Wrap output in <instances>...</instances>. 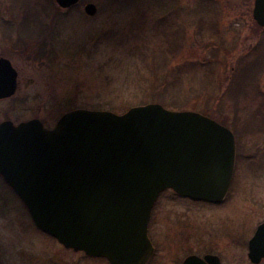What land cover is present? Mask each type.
Masks as SVG:
<instances>
[{
	"label": "rangeland",
	"instance_id": "1",
	"mask_svg": "<svg viewBox=\"0 0 264 264\" xmlns=\"http://www.w3.org/2000/svg\"><path fill=\"white\" fill-rule=\"evenodd\" d=\"M253 1L81 0L62 11L54 0H0V55L19 54L11 58L24 70L22 119L53 127L72 110L120 115L161 98L168 110L203 114L236 134L224 202L167 190L154 207L172 216L161 224L189 223L199 249H213L224 264H249L225 232L251 231L264 219V30L252 19ZM87 3L97 7L95 17L85 14ZM7 105L0 103V118ZM0 190V264H108L63 248Z\"/></svg>",
	"mask_w": 264,
	"mask_h": 264
},
{
	"label": "water",
	"instance_id": "2",
	"mask_svg": "<svg viewBox=\"0 0 264 264\" xmlns=\"http://www.w3.org/2000/svg\"><path fill=\"white\" fill-rule=\"evenodd\" d=\"M54 1L62 9L79 2ZM85 13L93 16L96 7L88 4ZM252 18L264 28V0H254ZM234 166L235 137L228 128L156 103L120 115L76 109L52 129L39 120L0 124V175L36 227L66 249L110 264L148 260L147 227L164 191L220 204ZM263 230L250 242L253 262L264 256L255 253ZM206 260L220 264L214 256Z\"/></svg>",
	"mask_w": 264,
	"mask_h": 264
},
{
	"label": "flooded vegetation",
	"instance_id": "3",
	"mask_svg": "<svg viewBox=\"0 0 264 264\" xmlns=\"http://www.w3.org/2000/svg\"><path fill=\"white\" fill-rule=\"evenodd\" d=\"M80 2L81 0H79V2L75 6H77ZM88 4L92 3L85 4L84 9ZM75 6L62 11H69ZM97 12L98 9L96 7V13L95 15H93V17L96 16ZM12 56L18 57L19 54L13 52L0 55V103H9V105H7V107L3 110L4 117L0 118V124L4 122H11L16 126L21 123L35 120L37 118L22 119L19 116L23 112L20 105L23 100L20 99L24 98L22 96L24 87L23 85L25 81L24 77H22L24 70L22 69L20 59L14 60L13 58H11ZM28 83V86H30L32 81H29ZM12 113H17V115L12 117ZM46 128L50 129L52 127ZM233 134L235 136L237 146V136L234 132ZM0 186L3 187L5 191H7V193L18 198L14 191L4 182L1 176ZM1 192L2 191L0 190V193ZM157 217L159 218L158 222L160 221L159 224L154 223ZM174 217L176 218V216ZM179 218L180 217H178V219H175L177 221L175 223H168L169 225L161 224L162 221H173L172 216L165 213L155 214L154 209L152 210L147 228V236L151 243L152 253L144 264H185V262L190 259H192V264H199V261H197V263L194 262L196 260L195 258L202 260L203 264H210L206 260V258L209 256L217 257L220 264H224V258L222 257V255L215 252L213 249H209L208 251H201L199 249V235L196 233L197 230L186 228L187 226H189V223H180ZM262 225H264V219L258 222L255 225V228L251 231L248 230L247 226H243L240 229H234L225 232V238H228L229 242L232 243L234 248L241 249V260L246 259L249 264H264V256L261 257L257 262H253V260L249 256L250 242L254 237L257 229ZM181 238L184 240L182 241ZM174 239H180V242L174 241ZM261 243H263L261 247H256L255 253H257V256L264 255V230L262 233Z\"/></svg>",
	"mask_w": 264,
	"mask_h": 264
},
{
	"label": "trees",
	"instance_id": "4",
	"mask_svg": "<svg viewBox=\"0 0 264 264\" xmlns=\"http://www.w3.org/2000/svg\"><path fill=\"white\" fill-rule=\"evenodd\" d=\"M39 25V27L38 28H41V29H34L33 31H39V35H41V36H43V34H44V31H45V28H44V25H43V23H41V21H40V23L38 24ZM44 28V29H43ZM155 103H160V104H162V105H164V106H166L167 105V103H165V101L163 100V99H161V98H158L156 101H154Z\"/></svg>",
	"mask_w": 264,
	"mask_h": 264
}]
</instances>
